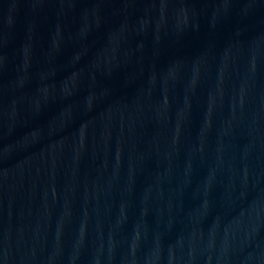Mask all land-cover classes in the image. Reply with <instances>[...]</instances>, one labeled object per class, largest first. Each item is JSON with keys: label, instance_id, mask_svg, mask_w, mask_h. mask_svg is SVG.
<instances>
[{"label": "water", "instance_id": "water-1", "mask_svg": "<svg viewBox=\"0 0 264 264\" xmlns=\"http://www.w3.org/2000/svg\"><path fill=\"white\" fill-rule=\"evenodd\" d=\"M0 264H264V0H0Z\"/></svg>", "mask_w": 264, "mask_h": 264}]
</instances>
